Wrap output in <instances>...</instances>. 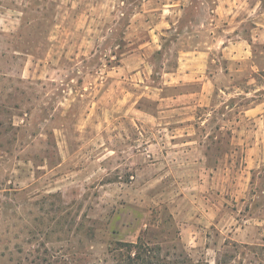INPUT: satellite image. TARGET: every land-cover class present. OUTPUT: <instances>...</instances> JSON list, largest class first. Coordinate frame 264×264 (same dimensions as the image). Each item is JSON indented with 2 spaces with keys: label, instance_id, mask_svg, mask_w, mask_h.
Returning <instances> with one entry per match:
<instances>
[{
  "label": "rangeland",
  "instance_id": "374dc122",
  "mask_svg": "<svg viewBox=\"0 0 264 264\" xmlns=\"http://www.w3.org/2000/svg\"><path fill=\"white\" fill-rule=\"evenodd\" d=\"M145 231L264 264V0H0V264Z\"/></svg>",
  "mask_w": 264,
  "mask_h": 264
},
{
  "label": "trees",
  "instance_id": "16d2710c",
  "mask_svg": "<svg viewBox=\"0 0 264 264\" xmlns=\"http://www.w3.org/2000/svg\"><path fill=\"white\" fill-rule=\"evenodd\" d=\"M146 231L141 233L135 241L117 242L111 249L113 264H175L162 255L161 248L158 245L151 244L145 235ZM185 261L189 264H199L193 262L190 258Z\"/></svg>",
  "mask_w": 264,
  "mask_h": 264
},
{
  "label": "crops",
  "instance_id": "0c3cea01",
  "mask_svg": "<svg viewBox=\"0 0 264 264\" xmlns=\"http://www.w3.org/2000/svg\"><path fill=\"white\" fill-rule=\"evenodd\" d=\"M156 29V26L153 27V30ZM190 56L184 57L185 61L193 62L199 60L200 57L203 55L200 51H194L189 53ZM187 69L183 70V77L191 78L195 75L196 71L199 69L197 65L193 63H188L186 65Z\"/></svg>",
  "mask_w": 264,
  "mask_h": 264
}]
</instances>
